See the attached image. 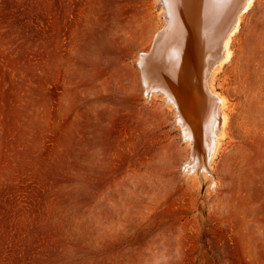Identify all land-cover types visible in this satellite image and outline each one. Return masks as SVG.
Segmentation results:
<instances>
[{"label": "rangeland", "instance_id": "rangeland-1", "mask_svg": "<svg viewBox=\"0 0 264 264\" xmlns=\"http://www.w3.org/2000/svg\"><path fill=\"white\" fill-rule=\"evenodd\" d=\"M154 1L0 0V264H264V0L212 82L215 176L145 97Z\"/></svg>", "mask_w": 264, "mask_h": 264}, {"label": "bare ground", "instance_id": "bare-ground-1", "mask_svg": "<svg viewBox=\"0 0 264 264\" xmlns=\"http://www.w3.org/2000/svg\"><path fill=\"white\" fill-rule=\"evenodd\" d=\"M253 1H154L164 24L138 60L140 80L145 97H161L174 110L182 141L191 148L183 165L190 175L215 176L212 161L228 116L212 82L232 58L231 38Z\"/></svg>", "mask_w": 264, "mask_h": 264}]
</instances>
